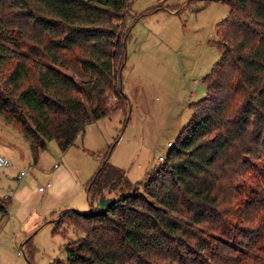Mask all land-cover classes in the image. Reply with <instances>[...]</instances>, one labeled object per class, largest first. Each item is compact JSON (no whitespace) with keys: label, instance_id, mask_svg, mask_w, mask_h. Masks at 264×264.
<instances>
[{"label":"trees","instance_id":"1","mask_svg":"<svg viewBox=\"0 0 264 264\" xmlns=\"http://www.w3.org/2000/svg\"><path fill=\"white\" fill-rule=\"evenodd\" d=\"M211 1L228 13L215 25L220 55L204 96L142 191L108 147L85 182L88 212L51 221L54 234L83 233L52 264H264L247 256L264 253V0ZM126 9L128 0H0V116L34 163L47 142L64 151L91 121L127 110ZM101 196L113 199L104 211L92 205ZM8 200L0 196L1 212ZM21 247L29 260L31 236Z\"/></svg>","mask_w":264,"mask_h":264},{"label":"rangeland","instance_id":"2","mask_svg":"<svg viewBox=\"0 0 264 264\" xmlns=\"http://www.w3.org/2000/svg\"><path fill=\"white\" fill-rule=\"evenodd\" d=\"M128 1L129 9L125 10L123 21L130 32L125 42L126 56L120 79L128 99L127 110L111 111L108 116L91 121L77 135L78 140L64 151L54 141L47 142L39 151L35 166L31 156L29 163L24 165L20 162L10 164L9 157L1 152V147L7 146V139L16 142V145L27 143L22 142L24 138L15 126L6 123L0 116V154L9 162L6 169H0V196L10 190L17 191L23 183L30 190L37 187L36 182L41 181L37 171L62 169L64 163L61 158L66 153L65 157L79 181L76 188L79 195L73 198L77 207L72 209L87 213L89 201L85 182L114 142L110 163L142 191L145 175L159 163L158 155H165L167 144L175 141L189 120L191 104L205 94L202 78L220 55L214 44L217 40L215 25L226 17L227 5L208 0H195L187 7L185 3L188 0ZM155 5L160 9L139 16ZM169 10L178 14H169ZM3 79L0 74V82ZM115 102V99L111 100L112 107ZM125 116H128L126 123L123 122ZM9 148L13 151V147ZM54 163H58L55 169L52 167ZM28 166L32 168L26 172ZM20 171L26 173L19 181L15 180ZM11 198L12 205L10 202L6 212L0 211V264L65 262L64 244L82 237L83 233L71 227H66L64 236L52 233L53 224L49 222V217L42 218L44 210L40 203L33 205L30 201L22 209L27 215L32 213V217H28L31 220L24 227L14 213L16 204L13 196ZM97 204H92L94 209ZM36 222L38 225L33 228ZM29 236L33 251L27 260L25 256L28 254L24 247L21 251V244ZM247 256L264 259L262 252ZM239 260L250 264L247 259Z\"/></svg>","mask_w":264,"mask_h":264},{"label":"crops","instance_id":"3","mask_svg":"<svg viewBox=\"0 0 264 264\" xmlns=\"http://www.w3.org/2000/svg\"><path fill=\"white\" fill-rule=\"evenodd\" d=\"M169 11H170L169 14H178L177 11L176 12L172 10ZM77 140L78 139L76 137L74 141ZM22 142L26 144L25 140ZM6 144H7L6 147L5 146L1 147V152L6 157L7 156L9 157L11 161L10 164L11 163L16 164L17 162H20L21 164L24 165L26 163H29L30 153H29L28 145H16V142L14 143V141H9L8 139L6 141ZM8 146L13 147V151ZM75 146L77 145L75 144ZM14 151L16 152L14 153ZM65 154L66 153H64L61 158L64 163V167L62 169H59L58 171H54V172H50L48 170L44 171L42 169H40L41 173L37 171V173L39 174V180H41L36 182L37 185L42 184L45 181H50L52 183L51 187L47 189L44 193L38 192L36 187L30 190V188H28V185L23 183L21 187H18L17 191L13 190L12 191L13 193L10 196H8L9 200L7 205L10 202L12 205L13 199L11 197L13 196L14 198L13 202H15L16 204L14 213L17 214L18 220L24 227L31 220V219L28 220V217L29 218L32 217L31 215L32 213L30 215H27L25 212H22L23 207L28 201H30L33 205L39 202L41 205V209L44 210L43 212L44 214L41 216L44 220L46 219V217H49V222H51L58 215L59 212L67 209H72L73 207H77L76 204L74 203L73 198H76L79 195V193L77 192L78 189H76L77 185H79V181L75 175V172L72 170L69 161L66 159ZM15 156L18 159L19 158L20 159L17 160L16 158V160H14ZM33 165L35 166L37 165V163L33 162ZM51 173L53 174L51 175ZM17 175L18 174L15 175V180ZM50 176H51V180H50ZM101 197H104L105 199H112L107 196H101ZM37 216L38 215H35V217ZM36 225H38V222L34 224L33 228Z\"/></svg>","mask_w":264,"mask_h":264},{"label":"built area","instance_id":"4","mask_svg":"<svg viewBox=\"0 0 264 264\" xmlns=\"http://www.w3.org/2000/svg\"><path fill=\"white\" fill-rule=\"evenodd\" d=\"M167 146H170V143L167 144ZM161 155H158L157 159L158 161L162 160ZM9 166V162L7 159H5L1 154H0V169H6ZM53 169L58 167V163H54L52 165ZM32 168V166H28V168L26 169V172L29 171ZM25 171H20L18 173V175L16 176V180H20L22 178V176H24V174L26 173ZM52 183L50 181H45L42 184H38L36 189L38 192L40 193H44L47 189H49L51 187ZM12 190L8 191L6 193V195H4L5 197H8L12 194ZM23 250V248L21 247V251Z\"/></svg>","mask_w":264,"mask_h":264},{"label":"water","instance_id":"5","mask_svg":"<svg viewBox=\"0 0 264 264\" xmlns=\"http://www.w3.org/2000/svg\"><path fill=\"white\" fill-rule=\"evenodd\" d=\"M112 202L113 199H105L104 197H101L98 201L97 209L99 211H104Z\"/></svg>","mask_w":264,"mask_h":264}]
</instances>
